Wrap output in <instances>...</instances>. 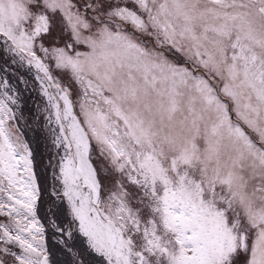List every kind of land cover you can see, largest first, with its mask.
I'll return each instance as SVG.
<instances>
[{
    "label": "snow or ice",
    "instance_id": "obj_1",
    "mask_svg": "<svg viewBox=\"0 0 264 264\" xmlns=\"http://www.w3.org/2000/svg\"><path fill=\"white\" fill-rule=\"evenodd\" d=\"M0 264H264V0H0Z\"/></svg>",
    "mask_w": 264,
    "mask_h": 264
}]
</instances>
